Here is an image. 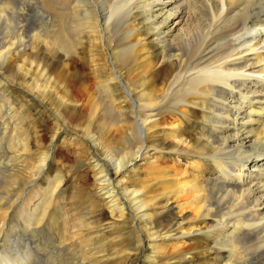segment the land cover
I'll return each instance as SVG.
<instances>
[{"label": "bare ground", "instance_id": "bare-ground-1", "mask_svg": "<svg viewBox=\"0 0 264 264\" xmlns=\"http://www.w3.org/2000/svg\"><path fill=\"white\" fill-rule=\"evenodd\" d=\"M62 43L81 55L56 57ZM80 60L104 105L99 133L123 147L114 158L98 136L71 131L98 171L96 202L83 175L76 187L69 173L49 180L58 133L46 148L34 139L36 163L24 157L27 113L10 97L12 87L30 95L67 129L63 109L85 84ZM11 125L22 142L13 151ZM142 159L147 179L124 190ZM101 205L117 222L133 217L135 251L96 230L88 215ZM156 255V264H264V0H0V264Z\"/></svg>", "mask_w": 264, "mask_h": 264}, {"label": "rangeland", "instance_id": "rangeland-1", "mask_svg": "<svg viewBox=\"0 0 264 264\" xmlns=\"http://www.w3.org/2000/svg\"><path fill=\"white\" fill-rule=\"evenodd\" d=\"M48 26H51V25L48 23ZM50 34L54 35V28L53 27L50 29ZM78 35H80V34L77 33L76 36L74 35L75 38ZM74 36H72L70 38L69 43H72L74 41V39H75ZM72 39H73V41H72ZM62 46H64L63 48L66 49V50L63 49L65 52H63L61 49L59 51H55L57 54L56 57H60L61 55H66L67 59H68V63L71 62L70 59H71V57L73 58V54H74V51H76V49H77V52H75V54H77L78 57L81 55L80 54L81 53L80 48H74L75 50L74 49L71 50V47H68V45H66L67 46L66 47L64 45V43H62ZM67 49L68 50L70 49V52H68ZM71 51H73V54ZM64 53H66V54H64ZM75 67H77L80 74L84 77L85 84L82 87H80L78 91H76L72 94V100H73L74 106L70 107V109L68 108L69 113H66L65 108L63 109V112L65 114H67V116H66L67 121H68L67 122V127H68L67 129H64L62 126L59 127V125H54L55 122H53L52 114L50 113V111L46 112L47 110L44 109V105L40 104L37 100L33 99L30 95H28V94L24 95L22 92H20V90L14 89V87H12L13 88L12 91H14V92L12 93L13 95L12 94L10 95V97H11V100L13 103L18 102V99L19 98L21 99L23 97L21 100L24 103L25 109L24 108H22V109L25 111V113H27V120H25L22 123L23 124V127H22L23 140H22V142L24 144L25 143L29 144L28 149H27V153L24 155V157L25 158L27 157L26 159L29 162H34L36 159H38L39 154L37 153V151H34L33 144L35 145V144H37V141H39L40 144L42 143L41 146L43 148H46L45 146L48 147L49 143L52 141L51 139L54 136V134L58 133L56 138H55L56 148H55V154H54L55 165H56L55 169L56 170L53 169L54 172L51 173L52 175L49 177V180L52 182L54 176L62 177V175H66L63 173H69L71 186L76 187L78 185V181H79L77 179V177H80L83 175L80 178L85 179L86 183L89 184V186L87 188H89L90 190L87 189V193H89L90 202H92V199H94V201L96 202V201H98L97 195H99V194L96 195V191L94 189L95 188V180H94L93 176L95 174H97L98 171L94 170L95 168H94V164H93L92 159H91V155L89 154L88 151H85V149H87L86 148V146H87L86 142H84V140L82 138L73 137L74 135H72V132L78 134L77 136H79V137L82 135H85L86 132H89L91 135L98 136L99 141L101 143V146L106 148L107 151L109 153H111L112 156H114V158L119 157V154H121V150L123 147L116 146L114 144L115 141L111 142L110 139L106 136V132L104 134L99 133L100 130L98 128V125H99V120H101V118L104 115V105H102L99 102L97 86L96 87L94 86V81L92 80L91 76L89 75L90 68L87 67V65L84 62H82L81 60L77 61V64H75ZM132 83L134 84L135 82H132ZM23 99H24V101H23ZM56 104L57 103H55V105ZM57 105H59V104H57ZM51 119H52V121H51ZM39 124H40V126H39ZM24 127H25V129H23ZM30 128H32V129H30ZM29 129H30V131H27ZM36 132L40 133V138H42V139H40L38 137L39 134H37ZM27 136H28V138H27ZM125 137L126 138L124 140L125 141L127 140L129 142L126 134H125ZM29 139H32V140H29ZM34 139L37 140L36 143L34 142ZM38 139H40V140H38ZM12 141L14 143V146L12 145L13 144ZM5 142H8L11 144V150L12 151L16 150V149L18 150V148L20 146L22 147V145H21L22 142H20L16 147V142H17L16 131H15V127L12 125L7 126ZM99 154H103V149H99ZM83 160H85V161H83ZM164 160H167V159L165 158ZM90 161H91L92 165H90ZM36 162H37V160L35 161V163ZM149 162H150V160H148V161L143 160V159L138 160V162H137L138 167L136 169L139 168L137 171L139 176H137L136 173H133L131 171L128 172V170H127L128 174L125 175V180H124V184H123L124 190H132L134 188L139 187L140 186L139 182L140 181L142 182V179H144V182H145L147 177H145V171L143 168L145 166L149 165L150 164ZM134 181L137 184H135ZM36 183H38V181H36ZM40 183L42 184L43 187H45L47 184V180L41 179ZM62 189H60V190H62ZM17 191H18V188L16 189V192ZM62 194L63 193H61L59 195L60 198H61ZM89 198H87L88 201H89ZM81 200L77 201L78 205L82 204ZM79 202H80V204H79ZM85 203L87 204V202H85ZM84 206H86V205L83 203L82 209L84 208ZM106 207L107 206L101 205L99 208L101 210L100 213L99 212L97 213V212L93 211L92 208H90L91 214L88 215V217L93 222V225L96 227V230H100L101 226L103 225L104 236H105V234L107 236H109L110 241H111V238L115 239L117 241L116 245H117L118 249L119 248L124 249L123 251L130 250L131 252L135 251L138 247V245H137L138 244L137 243L138 238L136 237V234L138 233V231L136 230V232H135V227L133 225V220H132L133 217L127 215L123 221L117 222V221L113 220V218L110 216L109 210ZM112 233H114L115 236H112ZM116 237H120V240H117ZM143 241H145V242H143ZM143 241H142L143 242L142 246L144 247L145 244H148V242L146 243L147 240H145V239H143ZM157 243L159 245H162L163 243L164 244L170 243V245H171L172 241H165V242L157 241L155 244H157ZM122 246H124V247L122 248ZM41 253L43 256V248H42ZM147 254L149 256H151V254H152V253H150L148 248H147L145 255L147 256ZM139 257H140V259L143 258V256L141 254L139 255ZM139 257H138V263L142 262L139 259ZM156 259H157V255L154 257V259H153L154 262L151 264H156L155 263ZM42 264H45V262L42 261Z\"/></svg>", "mask_w": 264, "mask_h": 264}]
</instances>
